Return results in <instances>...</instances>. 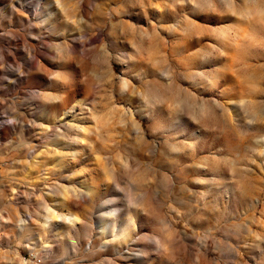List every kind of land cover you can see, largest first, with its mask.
<instances>
[{
	"label": "rangeland",
	"instance_id": "374dc122",
	"mask_svg": "<svg viewBox=\"0 0 264 264\" xmlns=\"http://www.w3.org/2000/svg\"><path fill=\"white\" fill-rule=\"evenodd\" d=\"M35 255L264 264V0H0V264Z\"/></svg>",
	"mask_w": 264,
	"mask_h": 264
},
{
	"label": "bare ground",
	"instance_id": "6f19581e",
	"mask_svg": "<svg viewBox=\"0 0 264 264\" xmlns=\"http://www.w3.org/2000/svg\"><path fill=\"white\" fill-rule=\"evenodd\" d=\"M18 5L17 6H19L21 9H24V7H25V5H24V3H23V1H19L18 3H17ZM39 10H41V6L40 5H37L36 6V11H39ZM34 75H36V74H34ZM34 75H32L33 76V78H34ZM58 98H60V97H58ZM48 112H52L56 117H58V114H57V108H50V111L49 110H47ZM51 115V114H50ZM53 115V116H54ZM18 120V119H17ZM63 120H64V118H60V121H62L63 122ZM14 122V121H13ZM80 130L83 132V133H85L86 132V128L85 127H82V128H80ZM78 138H79V136H75V138H74V140L77 142L78 141ZM83 140L85 141V142H83V143H88L87 142V140H86V138H83ZM75 202V201H74ZM73 201H70V203H74ZM48 210V209H47ZM113 210V209H112ZM50 212H53L52 210H49ZM112 213H114V214H116L117 213V209L116 208H114V210L112 211ZM53 217V216H52ZM51 217V218H52ZM74 216L72 217V214L71 213H68V214H63V215H61V220L62 221H69V222H72V221H74ZM32 264V263H31ZM33 264H34V262H33Z\"/></svg>",
	"mask_w": 264,
	"mask_h": 264
},
{
	"label": "built area",
	"instance_id": "2783aa9c",
	"mask_svg": "<svg viewBox=\"0 0 264 264\" xmlns=\"http://www.w3.org/2000/svg\"><path fill=\"white\" fill-rule=\"evenodd\" d=\"M33 260H34V264H42V259L41 257H38V255H35Z\"/></svg>",
	"mask_w": 264,
	"mask_h": 264
}]
</instances>
